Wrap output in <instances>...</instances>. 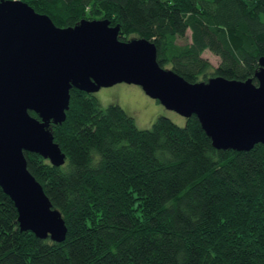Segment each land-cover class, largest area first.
I'll list each match as a JSON object with an SVG mask.
<instances>
[{
	"label": "trees",
	"instance_id": "1",
	"mask_svg": "<svg viewBox=\"0 0 264 264\" xmlns=\"http://www.w3.org/2000/svg\"><path fill=\"white\" fill-rule=\"evenodd\" d=\"M22 1L60 28L109 20L121 41L150 40L159 64L190 83L257 84L264 0ZM51 131L63 166L25 156L65 220L66 240L22 232L0 187V264H264V145L217 150L196 116L185 127L159 117L141 130L119 105L102 108L78 89Z\"/></svg>",
	"mask_w": 264,
	"mask_h": 264
},
{
	"label": "water",
	"instance_id": "2",
	"mask_svg": "<svg viewBox=\"0 0 264 264\" xmlns=\"http://www.w3.org/2000/svg\"><path fill=\"white\" fill-rule=\"evenodd\" d=\"M120 31L109 20L60 28L22 0H0V187L17 208L22 232L66 240L65 220L28 169L25 152L55 167L66 163L51 125L66 121L72 89L93 95L136 85L167 110L196 116L217 150L264 145V58L257 84L223 77L190 83L159 64L152 41H121Z\"/></svg>",
	"mask_w": 264,
	"mask_h": 264
},
{
	"label": "rangeland",
	"instance_id": "3",
	"mask_svg": "<svg viewBox=\"0 0 264 264\" xmlns=\"http://www.w3.org/2000/svg\"><path fill=\"white\" fill-rule=\"evenodd\" d=\"M185 41L191 42L190 31H188L187 40ZM185 41L180 43L183 44ZM202 57L207 59L214 67H218L220 64V58L210 51H205ZM166 69H170V67H166ZM93 96L98 99L102 108L119 105L135 119L137 127L141 130L151 129L159 117H167L180 127H185L187 123L186 118L167 110L158 101L148 97L143 89L136 85L122 83L110 88H102Z\"/></svg>",
	"mask_w": 264,
	"mask_h": 264
},
{
	"label": "bare ground",
	"instance_id": "4",
	"mask_svg": "<svg viewBox=\"0 0 264 264\" xmlns=\"http://www.w3.org/2000/svg\"><path fill=\"white\" fill-rule=\"evenodd\" d=\"M66 224V223H65ZM67 227V226H66ZM52 241V240H51ZM54 242V241H53Z\"/></svg>",
	"mask_w": 264,
	"mask_h": 264
}]
</instances>
